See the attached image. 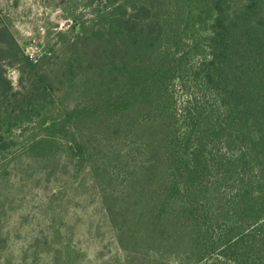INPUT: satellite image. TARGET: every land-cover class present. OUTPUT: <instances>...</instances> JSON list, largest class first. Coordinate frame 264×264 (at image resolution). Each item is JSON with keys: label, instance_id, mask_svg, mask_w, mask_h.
Instances as JSON below:
<instances>
[{"label": "trees", "instance_id": "obj_1", "mask_svg": "<svg viewBox=\"0 0 264 264\" xmlns=\"http://www.w3.org/2000/svg\"><path fill=\"white\" fill-rule=\"evenodd\" d=\"M105 6L56 55L26 57L18 90L1 27L0 153L34 125L26 152L50 157L63 131L78 161L103 150L97 173L154 196L142 211L172 210L193 264H264V0Z\"/></svg>", "mask_w": 264, "mask_h": 264}, {"label": "rangeland", "instance_id": "obj_2", "mask_svg": "<svg viewBox=\"0 0 264 264\" xmlns=\"http://www.w3.org/2000/svg\"><path fill=\"white\" fill-rule=\"evenodd\" d=\"M106 3L0 0V38L6 26L16 41L8 49L11 65H5L14 88L25 84L19 67L26 57L39 63L56 55ZM18 48L21 53L14 55ZM175 98L182 106L185 94L179 87ZM17 135L0 153V264H193L196 256L182 226L176 228L172 210L156 211L153 205L142 211L153 200L151 193H134L135 182L97 173L103 150L94 153L98 159L84 154L80 162L58 131V153L30 158L25 146L44 131L33 125ZM197 260L194 264L214 262Z\"/></svg>", "mask_w": 264, "mask_h": 264}]
</instances>
